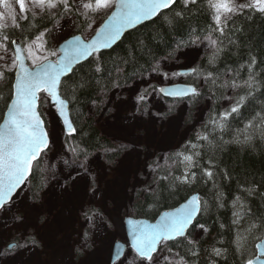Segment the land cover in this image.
I'll list each match as a JSON object with an SVG mask.
<instances>
[{"label": "snow or ice", "instance_id": "snow-or-ice-1", "mask_svg": "<svg viewBox=\"0 0 264 264\" xmlns=\"http://www.w3.org/2000/svg\"><path fill=\"white\" fill-rule=\"evenodd\" d=\"M17 3L19 16L12 14L11 9L8 14L10 20L0 14V61L3 62L0 64V101H3L7 108L4 123L0 125V214H12L15 221L14 230L10 233V239L15 243L0 246V264H14L16 258L22 256L24 252L38 248L42 243L46 244L42 236L44 231L62 235L60 218H54L50 212L46 215L37 205H31L27 209L16 208L14 196L33 173L34 162L39 164L42 154L46 155L51 151L55 130L50 132L45 127L42 109L54 110L65 137L76 135L77 128L69 117V105L87 83L84 80L73 82L72 78L78 68H82L87 62L90 71L100 73L102 50L111 48L126 32L136 29L146 21L172 15L179 22L192 16L193 13L204 14L209 11L212 17L210 30H205L203 34L194 30L183 46L193 47L207 41L213 49V59L209 63H213L227 45L234 44L230 27L237 23L236 17L243 18L256 13L264 17V0H242V2L241 0H207V9L204 8L205 0H17ZM100 13H104L106 19L95 30L91 39L74 35L71 40L66 41L67 46H53L58 44V37L55 35L57 30L63 32L66 28L79 31L92 29V21ZM37 17L40 19L37 20ZM82 18L83 28H81ZM44 20H47L52 27L49 28L44 24L43 28H40L39 25ZM241 67L247 73L246 79L238 80L237 70L231 76L225 73L222 83L217 85L225 90H231V95L225 94L221 97L229 102L228 106L220 113L218 119L211 120L213 128L210 132L197 134L198 141L212 145L209 137L219 131L221 135L217 144H222L223 133L229 129V118L241 116L242 109L264 96L262 91L264 74L259 71L256 58H250L246 66ZM151 73L162 76L164 81L185 75L184 71H165L159 64L150 70L149 75ZM189 74L192 75V82L183 86L157 87L148 83L135 96L136 110L141 115H155L163 119L164 112L148 111L153 93L174 98L173 103L168 105V112H171L174 105L183 102L185 98H188L189 103H199L201 91L198 85L201 79L204 83L211 82L213 85H216L217 80L220 79L218 74L213 75L211 71L203 69L197 71L196 67L190 69ZM120 86L113 85V87ZM4 90L8 92L7 97L3 95ZM257 93H260V96H257ZM8 101L11 103L9 104ZM133 119H136L135 114ZM257 134L264 138V101L259 105V110L250 115L244 128L240 129L233 139L238 143H249ZM213 140H215L214 136ZM130 143L133 145L132 152H135V142ZM198 147L203 145L186 142L183 145L185 152L177 151L174 157L165 158L173 159V166L183 165L180 174L172 176L173 183L170 187L194 185L201 181L215 183L213 162L209 159V167L202 168L197 159L201 153L193 151ZM64 150L71 155V159H65L64 164L69 167L77 164V173L80 170L86 173L79 179L70 174L73 180L72 188L75 189L77 184L82 183L84 192L91 191L95 197L100 191L96 186L99 184V179L96 176L91 180L88 178L87 173L90 171L88 152L79 144L70 143L68 140H65ZM111 151L127 153L128 147L120 145ZM147 167L155 172L159 165L154 160L151 164H147ZM168 178V175L162 177V179ZM64 191L67 193L68 189L65 188ZM247 193L251 196L255 194V189H248ZM221 195L217 193L218 200ZM236 199L239 201L240 197ZM220 206L223 207V203ZM240 206L243 207L242 204ZM200 211V199L198 196H193L182 208L163 216L155 225L128 220L130 246L134 253L135 264H198L200 255L196 247L198 242L190 239L189 229ZM95 217L103 218V213L85 214V219L90 222ZM257 227H264V218L258 221L254 218L248 230ZM81 238L85 243L78 251H82L87 246L88 233H82ZM175 244L185 247L183 254L180 250L174 249ZM212 254L222 258L224 255L219 248H213ZM185 257L194 259L187 260ZM261 259V256H257L255 261L247 259L241 264H261ZM213 264L217 262L213 261Z\"/></svg>", "mask_w": 264, "mask_h": 264}, {"label": "trees", "instance_id": "trees-1", "mask_svg": "<svg viewBox=\"0 0 264 264\" xmlns=\"http://www.w3.org/2000/svg\"><path fill=\"white\" fill-rule=\"evenodd\" d=\"M207 7L205 0L204 8ZM235 19L237 23L230 27L234 44L227 45L213 63H209L213 59L212 50L204 54L194 66L197 71L203 69L220 76L216 85L211 82L204 83L201 79L198 85L201 91L199 101L208 98L210 106L203 124L185 141L203 145L193 151L201 153L197 159L202 168H208V161L212 160L215 183L201 181L194 185L170 187L173 183L172 176L179 175L183 165L173 166V159H165V165L155 171L153 190L138 198L132 209L135 218L154 221L162 211L175 208L192 194L198 193L201 211L189 230V237L192 239L197 226H203L204 229V233L196 240L198 242L196 247L200 252L198 264H213V261L217 264H241L242 261L246 262L247 259L256 256V244L264 238V227L248 230L254 218L257 221L264 218V138L257 134L249 143L243 144L233 139L236 133L244 128L250 115L259 110L264 96L242 109L241 116L229 118V129L223 133L222 144H217L221 135L219 131L209 137L212 145L197 140V134H207L211 131L213 128L211 120L218 119L220 113L228 106H223L224 100L221 99L228 90L217 86L222 83L225 73L231 76L238 70L237 79L240 81L246 79L247 73L241 66H246L248 60L255 57L259 71L264 74V17L256 13L253 16ZM211 22L210 11L204 14L193 13L179 22L172 15L163 19L157 17L128 32L111 50L101 52L100 73L90 71L87 62L82 68H78L72 78L73 82L84 80L87 83L69 105L70 117L77 128V133L74 137H65L64 143L68 140L70 143L79 144L88 152V157L100 150L112 148L111 141L100 134L93 119L88 116V105L94 103L97 109L101 96L117 88L113 87L114 84H119L120 87L127 86L138 77L147 75L159 60L165 57H168L166 60H174L180 50L188 48L184 47L183 43L189 39L191 33L195 30L203 34L205 30H210ZM44 24L52 27L47 20L42 21L39 27L43 28ZM83 25L84 21L81 19V28ZM84 31L76 30L75 34H82ZM191 82L192 75L189 74L185 83ZM3 95L8 96L7 90H4ZM257 96H260V93H257ZM190 105L194 109L197 104ZM6 109L5 103L0 101V123ZM183 145L167 153L166 157H174L177 151L185 152ZM116 156V154L106 156L107 162H113ZM166 175L169 178L162 179ZM43 189L44 175L39 162L34 164V171L28 180L31 199H36ZM248 189H255V194L249 196ZM217 193L222 194L219 200ZM237 197H240L239 201ZM221 203L223 207L220 206ZM173 247L182 254L186 250L181 244H175ZM213 248L221 249L223 258L214 256Z\"/></svg>", "mask_w": 264, "mask_h": 264}, {"label": "rangeland", "instance_id": "rangeland-1", "mask_svg": "<svg viewBox=\"0 0 264 264\" xmlns=\"http://www.w3.org/2000/svg\"><path fill=\"white\" fill-rule=\"evenodd\" d=\"M18 8L17 0H0V14L9 20V9L12 14L19 16ZM105 18L104 13L96 15L92 21V29L81 34L83 38L88 39ZM75 31L67 28L63 32L57 30L55 35L58 37V44L53 46H58L75 34ZM212 50L208 42L204 41L180 50L174 60H159L155 67L159 64L165 71L170 72L188 70ZM0 64L3 62L0 61ZM149 73L138 77L127 86L117 87L107 95H102L103 102L97 104V109L94 103L87 107V114L93 119L100 134L113 145L112 148L89 156L88 178L91 180L96 176L99 179L96 186L100 191L95 197L91 191L84 192L82 183L77 184L75 189L72 188L73 180L70 174L79 179L86 173L83 170L77 173V164L71 167L64 164V160L71 159V155L64 150L65 136L61 132L62 125L54 110H41L46 128L50 132L55 130L51 151L43 154L40 161L44 189L36 199H31L28 187L23 186L14 196L15 207L27 209L31 205H37L46 215L50 212L54 218H60L62 235H56L52 231L42 232L46 244L42 243L38 248L24 252L16 258L14 264H135L134 253L130 249L116 261H113L112 253L115 242L127 243L124 219L133 217V205L138 198L154 188L155 172L149 170L147 164L155 160L159 167L165 165L166 154L177 150L198 130L210 106L208 98L196 103L194 109L184 100L175 104L173 110L168 112V105L173 103V100L168 102L161 95L153 93L148 111H162L165 118L141 115L134 106L135 96L140 89L148 83L164 87L182 84L185 80V77L181 76L164 81L162 76ZM227 95H231V90H228ZM228 103L224 100L222 104L227 106ZM133 114L136 119H133ZM133 141L135 152H132L133 145L130 143ZM120 145H126L128 152L111 151ZM110 154L117 156L113 162L108 163L106 156ZM65 188L68 189L67 193ZM92 212H102L103 218L95 217L91 222L85 219V214L91 215ZM14 225L12 214H0V246L14 245L15 242L10 239ZM84 232L89 235L87 246L78 251L85 243L81 238ZM203 233L204 229L197 226L192 239L197 240Z\"/></svg>", "mask_w": 264, "mask_h": 264}, {"label": "water", "instance_id": "water-1", "mask_svg": "<svg viewBox=\"0 0 264 264\" xmlns=\"http://www.w3.org/2000/svg\"><path fill=\"white\" fill-rule=\"evenodd\" d=\"M155 19V18H154ZM105 21V20H104ZM104 21L101 23V25L104 23ZM147 22H150V21H146L145 23H147ZM144 23V24H145ZM100 25V26H101ZM143 25V24H142ZM99 26V27H100ZM139 26H141V25H139ZM138 26V27H139ZM98 27V28H99ZM132 30H134V29H132ZM132 30H129L128 32H130V31H132ZM128 32H126L125 34H124V36L128 33ZM95 34V33H94ZM94 34L89 38V39H91L93 36H94ZM76 35H80V34H76ZM74 35H72V36H70V37H68L65 41H63L62 43H60L59 45H64V46H67L66 45V41H68V40H71L72 39V37H73ZM82 36V35H81ZM123 36V37H124ZM123 37L116 43V44H114L111 48H109V49H105V50H102V52H104V51H108V50H111L113 47H115L122 39H123ZM82 38H83V36H82ZM185 72V71H184ZM185 73H187V72H185ZM14 80V79H13ZM183 85H186V84H177V85H172V86H183ZM164 87H169V86H164ZM165 97V96H164ZM166 98H169V99H174V98H172V97H166ZM11 103V101L9 102V104ZM6 115H7V109L5 110V112H4V115H3V119H2V121H1V123H0V125H2L3 123H4V118H6ZM69 117H70V112H69ZM70 119H71V117H70ZM45 127H46V125H45ZM43 155V154H42ZM34 164H35V162H34ZM31 176V175H30ZM29 176V177H30ZM28 180H29V178H28ZM28 180L25 182V184L23 185V186H27V183H28ZM22 186V187H23ZM19 191V190H18ZM18 193V192H17ZM193 196H198V197H200V195L198 194V193H196V194H192L191 196H189L183 203H181V204H179L177 207H175V208H172V209H167V210H164V211H162L159 215H158V217L154 220V221H150V220H146V219H144V218H133V217H127V218H125V220H124V224H125V232H126V235H127V243H124V242H122V241H117V242H115L114 243V247H113V253H112V259H113V261H116L117 259H119L121 256H123L124 255V253L128 250V249H130L131 250V235H130V225H128V223H127V221L128 220H132L134 223H139V222H143V223H145V224H148V225H155V224H157L160 220H161V218L163 217V216H165V215H168V214H172V213H175L177 210H179L180 208H182ZM199 215V214H198ZM198 215H197V217H198ZM197 217H196V220H197ZM195 220V221H196ZM195 221L193 222V224H192V226L195 224ZM192 226H191V228H192ZM190 228V229H191ZM189 229V230H190ZM257 245H261V247H257ZM262 254H264V238L262 239V240H260L257 244H256V256L252 259V260H256V257L257 256H261L262 257V259H261V264H264V255H262Z\"/></svg>", "mask_w": 264, "mask_h": 264}]
</instances>
